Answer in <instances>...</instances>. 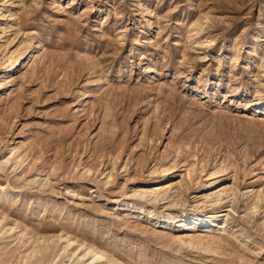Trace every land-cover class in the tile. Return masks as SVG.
I'll use <instances>...</instances> for the list:
<instances>
[{
    "label": "rangeland",
    "instance_id": "obj_1",
    "mask_svg": "<svg viewBox=\"0 0 264 264\" xmlns=\"http://www.w3.org/2000/svg\"><path fill=\"white\" fill-rule=\"evenodd\" d=\"M12 52L0 264H264V0H0Z\"/></svg>",
    "mask_w": 264,
    "mask_h": 264
},
{
    "label": "bare ground",
    "instance_id": "obj_2",
    "mask_svg": "<svg viewBox=\"0 0 264 264\" xmlns=\"http://www.w3.org/2000/svg\"><path fill=\"white\" fill-rule=\"evenodd\" d=\"M5 17V16H4ZM39 44V43H38ZM35 45V44H34ZM33 45V46H34ZM37 46V45H36ZM19 52V51H18ZM25 54V53H24ZM24 54H16V52H12L11 54H5L1 59H0V70H6V69H10L12 67H14L18 61L20 60V58L22 57V55ZM30 55V54H29ZM26 56V55H25ZM28 57V56H27ZM23 58V57H22ZM23 60V59H22ZM14 69V68H13ZM11 70V69H10ZM12 155V153H10L9 157ZM211 175V174H210ZM209 179V178H208ZM211 179V178H210ZM156 185V184H155ZM158 189V191H152L151 194L154 195V200L153 202L157 203L159 202V200H163L165 199L164 196V192H163V188H161V190ZM148 193V192H147ZM224 193V192H223ZM217 199L213 200V206L219 204L220 202L223 203V194H216ZM207 198H209V196L207 195ZM208 201V200H207ZM203 203V202H202ZM221 203V205H222ZM211 204V203H210ZM212 205V204H211ZM205 207H208V204L204 203ZM203 206V207H204ZM203 209V208H202ZM212 209V208H211ZM210 209V210H211ZM213 210V209H212ZM211 210V211H212ZM209 211V210H207ZM201 212V211H200ZM191 213V212H190ZM190 215V214H189ZM176 216V215H175ZM180 217V222H184L188 219V214L187 213H182L181 215H179ZM191 216V215H190ZM203 216V215H202ZM195 217V215H194ZM191 218V217H190ZM199 218V217H198ZM176 219V218H175ZM174 219V221H175ZM193 220V218H192ZM198 220V219H197ZM213 222V221H212ZM218 222V220H217ZM187 223V222H186ZM220 223V222H219ZM185 224V223H183ZM208 224V222H207ZM210 224V223H209ZM211 225V224H210ZM178 226H180L178 224ZM186 227V226H185ZM206 230V229H205ZM63 236L64 235H59V239L62 240V244H63V251L65 253H70L69 258L70 259H74L78 262H83V264H125V262L121 259L115 258V257H108L106 256L105 251L100 250L98 248H96L94 245L92 244H85L84 242L77 244L73 239H69V237L65 238V240H63ZM197 242H194L193 244H191V246L196 245ZM209 248L206 249V251H210L208 250ZM36 251H38L37 249H35V253ZM41 252V251H40ZM42 253V252H41Z\"/></svg>",
    "mask_w": 264,
    "mask_h": 264
}]
</instances>
